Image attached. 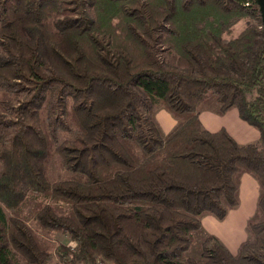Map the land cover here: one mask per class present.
Here are the masks:
<instances>
[{"label": "trees", "instance_id": "16d2710c", "mask_svg": "<svg viewBox=\"0 0 264 264\" xmlns=\"http://www.w3.org/2000/svg\"><path fill=\"white\" fill-rule=\"evenodd\" d=\"M246 17L257 22L230 37ZM0 22L11 26L0 96L20 99L13 118L0 112V264H47L30 247L37 235L26 225L11 230L30 198L41 201V224L70 232L77 247L62 249L77 259L93 261L103 241L113 264H264L256 0H0ZM211 95L259 128V140L240 144L225 128L204 127L200 107ZM160 109L177 121L169 133L156 120ZM243 173L260 185L249 237L234 254L209 234L202 255L188 256L203 216L224 219L240 204ZM51 199L68 204L67 215Z\"/></svg>", "mask_w": 264, "mask_h": 264}, {"label": "rangeland", "instance_id": "374dc122", "mask_svg": "<svg viewBox=\"0 0 264 264\" xmlns=\"http://www.w3.org/2000/svg\"><path fill=\"white\" fill-rule=\"evenodd\" d=\"M21 7L22 6L19 7L20 9H18L17 16L23 18L24 12H23V7L22 8ZM10 17H12V15ZM35 18L36 17L32 16V19H35ZM16 19H18V18H16ZM32 19H30V20L27 19L26 21H28L30 23L32 21ZM250 22L254 24L257 22V19L254 17H246V18L240 19L236 24L233 25L229 36L230 37L231 36H234V37L238 36L247 27V25ZM8 24H14L13 19L10 18V21L8 22ZM31 25L32 24L30 23L28 26H31ZM10 27H4V24H2L0 22V53H5V49H4L5 47H4L3 43L8 41V37L11 36L10 31H9ZM163 53H164V51L162 52V55H163ZM51 59H52V61H51L50 65L52 67H55V68L59 67L57 69H62V71L64 70V66L61 67L62 65L55 59V57L52 56ZM18 97L19 96L14 97V96H11L9 94L1 95L0 96V112L13 118V116L15 115V113H14L15 111H14V108L12 106L18 105V103L20 101V99ZM216 100H217L216 96L211 95L210 98L205 103L203 108H205V107L212 108L214 106V102H216ZM1 101L6 102V105H4ZM201 108H202V106H201ZM161 112H163L161 120H163L165 122L168 121V120H166V115L169 119L175 120V118L171 115V113L169 111H167L166 109H160L155 113V117H156V120L158 121L159 125H160L159 117H161V115H160ZM160 127H161V125H160ZM161 129H162V127H161ZM50 173L53 177H57L58 174L60 173V166H59L57 157L53 158V160L50 163ZM51 200L52 201H51L50 205L53 204L56 207L57 212L59 211L60 213L67 215V211L69 210L68 204H66L62 201H57V200H53V199H51ZM39 202H41L39 199H35V198L27 199L25 201L24 205L22 206L21 212L18 215L16 221L13 223L11 230L17 231L16 225L22 226L25 229V225H26L28 228L29 234L33 233L39 237V241H37L36 239H32L33 244H30V247L37 248V254H38V257L41 260V262H44L47 264H113L114 263L112 257L108 255V249L105 248L106 243L103 241L100 244L101 251H99V252L97 251L94 253V260L93 261L89 260V259L88 260L77 259L76 257H73L72 255H70L68 251L65 252V250H64L65 248L62 249L63 246L66 247L67 249L68 248L74 249L77 247V242L74 240V238L72 237L70 232H67L64 229L63 230L62 229H56V227L54 225H53V227L49 226V225H43L40 223V221H38L37 215L34 214V210L37 207V205L39 204ZM211 215L215 216L213 214H211ZM217 219H219V218H217ZM122 220H124V219H122ZM219 220H221V219H219ZM51 221L54 222L53 219H51ZM124 225H127V228H125V233L127 235L125 237V242L123 243L122 249L125 253H127L125 255L126 257L125 256L124 257L126 259H130L129 257H132V249L130 248V245L127 243V241L132 238V224L126 223ZM233 229L236 230L237 232H240L242 230L240 227H233L230 224V226L223 231L227 233L228 231H232ZM209 234L210 233L205 231L203 226H202V229H200L198 232L194 233L193 242L191 243L189 250L187 252L188 256L199 257L200 255H202L204 243H205ZM248 237H249V231H248V236L246 238H244V240H246ZM118 256H120V255H118ZM19 257L22 259L20 254H19ZM21 263L25 264V262L22 260H21Z\"/></svg>", "mask_w": 264, "mask_h": 264}, {"label": "crops", "instance_id": "0c3cea01", "mask_svg": "<svg viewBox=\"0 0 264 264\" xmlns=\"http://www.w3.org/2000/svg\"><path fill=\"white\" fill-rule=\"evenodd\" d=\"M207 100L200 107V120L204 127L210 131H218L225 128L240 144L256 142L261 136L260 130L248 123L240 116L236 107L222 111L220 103L216 100L212 108L204 107ZM160 113V125L165 133H169L177 124L176 119L171 120L166 115L162 119ZM159 115V116H160ZM240 204L232 208L224 219H217L211 214H205L202 218V226L208 233L217 236L222 243L234 254L248 236V222L257 212L260 185L256 177L250 173L240 175ZM240 227L242 230L224 232L230 226ZM242 236V237H241Z\"/></svg>", "mask_w": 264, "mask_h": 264}, {"label": "water", "instance_id": "95a60500", "mask_svg": "<svg viewBox=\"0 0 264 264\" xmlns=\"http://www.w3.org/2000/svg\"><path fill=\"white\" fill-rule=\"evenodd\" d=\"M259 5V10L262 18V26H263V32H264V0H256Z\"/></svg>", "mask_w": 264, "mask_h": 264}]
</instances>
